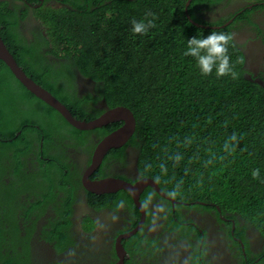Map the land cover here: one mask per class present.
I'll return each instance as SVG.
<instances>
[{
  "label": "trees",
  "instance_id": "trees-1",
  "mask_svg": "<svg viewBox=\"0 0 264 264\" xmlns=\"http://www.w3.org/2000/svg\"><path fill=\"white\" fill-rule=\"evenodd\" d=\"M204 1L61 0L63 6L44 3L33 9V15L45 24L47 37L38 33L44 38L47 52L54 51L53 44L63 45L62 53L71 59L68 64L48 61L28 48L20 50L24 36L19 35L16 26L27 18L28 7L15 5L8 9L6 0H0V35L17 63L25 66H21L25 73L58 97L76 119L90 121L97 117L101 112L96 103L101 101L108 108L129 109L136 129L127 143L140 153L142 177L155 181L176 201L187 203L188 209L212 210L217 217L221 214L234 221V235L247 247L250 243L245 231L249 227L264 239V85L258 83L262 77L245 71L246 57L233 39L228 55L237 74L235 79L231 75L218 78L214 72L201 75L194 59L183 55L187 39L198 30L205 35L215 30L231 36L229 28L234 22L226 24L224 17L217 23L203 22L202 26L192 23L199 3ZM253 4L264 6V0L247 7ZM206 6L209 5H203ZM250 12L244 9L238 14L243 20L241 27L253 24L247 17ZM237 13L239 10L229 16ZM132 20H152L154 27L146 34L134 35ZM18 29L23 33L22 27ZM74 66L83 79L95 85L80 100L75 97V103L65 92L61 97L57 93L63 81H73L74 70H66ZM83 104L89 105V111L76 112L72 108ZM69 126L57 111L27 91L0 60V185H4L12 169L10 165L7 168V162L12 160L7 153L16 158L31 150V133L33 138L35 133L44 136V151H49L60 147L65 133L70 132L75 137L68 139L72 147L82 146L91 154L95 145L85 144L89 140L87 131ZM21 128V134L16 136ZM234 133L237 140L233 142L230 137ZM257 168L260 175L254 178L252 171ZM10 187H0V250L11 251L7 255L13 264H40L21 258L16 251L18 242L29 244L30 234L21 235L17 229L21 219L10 217L22 208L18 197L25 192ZM109 196L102 195L100 199ZM103 203L111 207L110 201ZM38 214L30 211L23 220ZM176 217L178 222L184 221L181 213L176 212ZM56 220L47 225L49 230H42L49 241L61 227L71 226L69 218L59 216L58 223ZM240 222L245 225L240 226ZM230 231L231 224L227 232ZM125 245L135 247L130 241ZM24 252L26 255L28 249ZM259 261L264 264V254ZM246 264L256 262L252 259Z\"/></svg>",
  "mask_w": 264,
  "mask_h": 264
},
{
  "label": "flooded vegetation",
  "instance_id": "flooded-vegetation-1",
  "mask_svg": "<svg viewBox=\"0 0 264 264\" xmlns=\"http://www.w3.org/2000/svg\"><path fill=\"white\" fill-rule=\"evenodd\" d=\"M6 2L8 5L5 7L8 9H13L15 5H21L24 8L28 7L29 10L25 21H20L16 26L19 35L24 36L22 44L19 46L20 50L28 48L30 53L45 56L48 61L53 60L58 64L70 62V57L61 51L64 49L62 44H53L54 51L47 52L44 38L38 33L47 37L45 24L34 17L33 9H37L44 3L47 4L46 0H6ZM251 2H259V0H205L203 3H199L200 6H198L192 23L202 26L203 22L217 23L222 17L226 19L224 21L226 24L234 22L229 29L233 41L238 44V49L246 57L243 68L254 77H262V80L258 79V81L264 85V6L259 5L258 7L256 5L260 3H257L248 8L247 5ZM47 5L63 6L64 4L58 0ZM203 5L209 6L203 7ZM244 9L251 11L247 17L253 25L250 23L241 27L243 20L238 17V14H241ZM238 10L239 13L229 16ZM202 14L204 15L201 16ZM18 26L22 27L23 33L19 32ZM219 27L223 26L217 25V28ZM73 70L75 74L73 81L71 78L63 81L64 86H61L63 89L57 88V93L61 97L65 92L64 95L69 101L75 103V97L80 100L83 96L91 93L95 85L83 79L75 66L66 71L72 72ZM259 71H262V74ZM47 91L52 94L49 90ZM52 95L63 103L54 94ZM103 102L96 105L100 108L101 113L110 109L108 106H104ZM93 104L90 103L91 106H94ZM88 106V104H83L81 108L79 106H72V108L76 112H86L89 111ZM69 112L71 113V111ZM71 115L73 116L72 113ZM94 119L96 118L90 121ZM27 126V124H22V128H27ZM70 126L69 128L72 129ZM22 128L16 132V136L21 134ZM116 128L103 126L87 131L89 140L85 144L93 145L94 141L111 133ZM31 134V150L21 148L26 151L16 158L13 157V153H7V156L11 157L14 162L12 160L7 162V168L11 167L12 169H9L10 174L4 185H0L1 188L11 186L10 189H23L26 193L24 195L28 196L18 197L20 199L19 206L22 208L10 215V217L21 219L20 226H17L21 235L30 234L29 244L23 245L20 242L17 244L16 251L19 252L21 258L30 259L34 263L37 261L40 264H238L239 262L246 264L248 260L252 259L256 264L260 262V256L264 254V239L257 231L251 227L246 229L245 237L249 239L250 244L245 247L234 235V221L221 214L217 217L212 210L188 209L186 208L187 203L176 201L174 196H170L160 189L158 191L153 187L146 186L137 200L141 207L137 206L132 194L128 191H113L107 194L110 196L106 199H100L101 196L97 195H95L97 198L90 196V199H87L90 193L85 185H90L89 183L121 180L131 185H137L141 181L147 180L142 177L137 168L136 157L132 155L135 152L134 149L130 148L132 153L124 151L122 161H118L114 153L108 154L107 152L102 158V161L104 160L102 166L100 165L88 174L87 170L91 164L93 152L90 154L82 146L72 147V140L68 139H75V137L71 136L70 132L65 133L64 142H59L60 147L49 151H44L45 145L42 144L44 136L35 133L33 138L34 134ZM130 158L132 161L128 160ZM40 185H43L44 188L42 189ZM34 188L36 190H32ZM148 188L151 189V192L148 191ZM34 193L41 194L35 202H33L36 198ZM115 193L120 194L114 197ZM104 201H110L111 207L103 203ZM80 202L92 206L87 209L92 213V217L86 219V230L72 236V233L60 228L53 240L49 241L42 230H49L47 225L56 219L58 223L59 214L64 209L72 217L75 206ZM91 202L99 204L93 206ZM142 209L145 210V213L141 211ZM30 211L39 214L35 218L23 220ZM176 212L181 213L182 220L185 222H178ZM79 216H76V223L81 225ZM57 223H53V225L56 227ZM230 224L231 231L229 233L227 230ZM241 225L245 224L240 222ZM72 228L77 232L75 225ZM135 230L142 237V242L137 243L132 251L127 253L125 240L133 236L134 234L130 233ZM234 243L239 244V248ZM25 248L28 249V255H25ZM10 252L7 248L0 250V264H13L8 260L7 254Z\"/></svg>",
  "mask_w": 264,
  "mask_h": 264
},
{
  "label": "water",
  "instance_id": "water-1",
  "mask_svg": "<svg viewBox=\"0 0 264 264\" xmlns=\"http://www.w3.org/2000/svg\"><path fill=\"white\" fill-rule=\"evenodd\" d=\"M188 4L189 1L187 2L186 6ZM0 60L6 64V66L9 68L13 76L25 87L27 91H29L36 98L43 101L45 104H47L55 111H57L72 127L78 130H91L102 127L106 125L108 122L123 123V125L119 129L110 133L108 136L103 138L98 143L94 151L91 164L87 170L88 174L97 168L102 158L109 149L119 148L123 146L126 143V141L132 136L135 127V120L130 110L125 107H116L107 110L103 115H101L100 117H98L93 121L87 122V121L76 120L71 115L69 110H67V108L60 101H58L47 90H45L40 85L35 83L29 77V75L25 73L23 68L17 63V61L13 57L6 43L1 38V35H0ZM87 172L85 174V177L87 175ZM89 184L90 185H85L86 188L90 192L96 194L109 193L119 189L128 191L130 194H132L137 206L139 205L137 202L138 196L144 187L151 186L154 189L160 191L157 184L151 179L143 180L137 185H131L121 180H106L99 183L96 182Z\"/></svg>",
  "mask_w": 264,
  "mask_h": 264
},
{
  "label": "clouds",
  "instance_id": "clouds-1",
  "mask_svg": "<svg viewBox=\"0 0 264 264\" xmlns=\"http://www.w3.org/2000/svg\"><path fill=\"white\" fill-rule=\"evenodd\" d=\"M152 27H154L152 20H147V21H145V20H132V22H131V32L134 35L146 34L148 32V30ZM231 39H232V37L229 34L222 32V31L212 30L207 35H205L203 33V30H198L195 36L187 39V44H186V48L183 52V55L186 57H192L194 59L195 65L198 68L201 75L208 76V75L213 74V72H214L215 76L218 78L224 77L227 75H231L232 78L235 79L237 74L233 71L232 65L230 63V56L228 55V45H229V42L231 41ZM96 104H99V103H96ZM113 108H116V107H113ZM113 108H110V109H113ZM98 110L101 112L100 108H98ZM104 113L105 112L100 113V114H96L97 117H94V118L97 119L98 117H100ZM87 122H89V121H87ZM99 128H101V127H99ZM230 140L233 142L237 140L235 133L230 137ZM225 147L227 148V143H226ZM259 175H260V170L258 168L254 169L252 171V176L254 178L259 177ZM145 179H149V178H145ZM158 188L160 189L159 186H158ZM87 191L90 194H92L94 196V198H97L95 195L101 196V193L100 194L92 193L88 189H87ZM116 191L126 192L125 190H122V189H119ZM109 193H111V192H109ZM109 193H103V194L107 195ZM99 198H101V197H99ZM87 199H90V196L89 197L87 196ZM137 202L139 204L138 206H140L139 201H137ZM91 203L93 206H96L99 204V203H94V202H91ZM88 208H92V206L85 203V202H80L79 204L77 203V205L75 206V212H74V214H72V217H71V215L67 214L66 210H64L60 216L65 217V218H69L71 221V226L68 228L61 227V229L66 231V232L72 233V236L73 235L76 236L78 233L84 232L82 230H86V219H87V217H92V213L90 211H87ZM72 211H73V207H72ZM78 215H80L79 218L81 220V225L76 223V216H78ZM140 224H141V222H140ZM72 225L76 226L77 232L73 230ZM136 232H137L136 230L134 232H132L131 235H133V234L134 235L125 241H130L134 245H136L137 243H141L142 237ZM123 248L125 249L124 245H123ZM133 248L134 247H128V248L126 247L125 251H127V253L128 252L130 253V251H132Z\"/></svg>",
  "mask_w": 264,
  "mask_h": 264
},
{
  "label": "bare ground",
  "instance_id": "bare-ground-1",
  "mask_svg": "<svg viewBox=\"0 0 264 264\" xmlns=\"http://www.w3.org/2000/svg\"><path fill=\"white\" fill-rule=\"evenodd\" d=\"M54 1H58V0H48V4H50L51 2H54ZM57 3V2H56ZM253 25V24H252ZM237 44V43H236ZM238 45V44H237ZM258 83H260L259 81H258ZM63 104V103H62ZM103 104H104V106H106L107 104L105 103V102H103ZM64 105V104H63ZM98 105V104H97ZM65 106V105H64ZM66 107V106H65ZM98 107V106H97ZM120 107H122V106H120ZM67 108V107H66ZM67 110H69L70 111V109H68L67 108ZM131 112V111H130ZM132 113V112H131ZM132 115H133V113H132ZM133 117H134V115H133ZM134 120H135V118H134ZM119 124H121V126L123 125V123H121V122H108L106 125H104V127L105 126H112V128H115V127H117L116 129H114V131H116L117 129H119L121 126H119L118 127V125ZM135 129H136V122H135V127H134V131H133V133L135 132ZM91 130H94V129H91ZM83 131H89V130H83ZM114 131H112V132H114ZM111 132V133H112ZM110 133H108V134H106L105 136H103L102 138H100V139H97L96 141H94V145H95V147H94V149H93V154H94V151H95V149H96V146L98 145V143L103 139V138H105L106 136H108ZM133 135V134H132ZM130 139V138H129ZM129 139L126 141V143L129 141ZM125 143V144H126ZM124 144V145H125ZM124 145L123 146H121V147H119V148H111V149H109L107 152H108V154H110V153H114V156L116 157V159L118 160V161H122V158H123V154H124V151H126L127 153H132V150L130 149V148H132V145H130V144H126L125 145V147H124ZM122 147H124L123 149H122ZM122 149V152L120 153V155H119V153H118V151L119 150H121ZM132 149H134V148H132ZM134 153L132 154L133 156H135L136 157V161H137V168H138V170H139V156H140V153L136 150V149H134ZM93 154H92V157H93ZM107 154V153H106ZM105 156V155H104ZM91 160H92V158H91ZM129 161H132V158H130V159H128ZM102 161V160H101ZM104 163V160L102 161V162H100L99 163V165L97 166V167H100V165L102 166V164ZM140 172V171H139ZM150 179V178H149ZM148 187H150L151 188V186H148ZM146 187H144L143 189H142V191L141 192H143L144 191V189H145ZM140 192V193H141ZM102 195H104L103 193H101V196ZM204 205V204H203ZM143 213H145V210H141ZM73 226V225H72ZM130 233V232H129ZM130 234H132V233H130Z\"/></svg>",
  "mask_w": 264,
  "mask_h": 264
},
{
  "label": "rangeland",
  "instance_id": "rangeland-1",
  "mask_svg": "<svg viewBox=\"0 0 264 264\" xmlns=\"http://www.w3.org/2000/svg\"><path fill=\"white\" fill-rule=\"evenodd\" d=\"M44 173V172H43ZM42 173V174H43ZM41 186V188L43 189L44 187H43V185H40ZM32 190H36V188H34V189H32ZM35 195H36V198H35V200L33 201V202H35L36 200H37V197H39V196H41V194H39V193H34Z\"/></svg>",
  "mask_w": 264,
  "mask_h": 264
}]
</instances>
